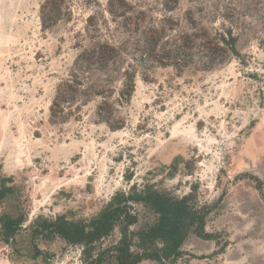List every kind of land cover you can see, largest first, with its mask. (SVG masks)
Here are the masks:
<instances>
[{
	"label": "rangeland",
	"instance_id": "374dc122",
	"mask_svg": "<svg viewBox=\"0 0 264 264\" xmlns=\"http://www.w3.org/2000/svg\"><path fill=\"white\" fill-rule=\"evenodd\" d=\"M67 1L72 16L44 29V0H0V186L11 187L0 216L24 218L9 240L0 221V264H85L80 245L34 234L38 222L85 220L116 193L143 187L187 195L209 210L211 236L191 234L175 264H264V0L170 1L178 22L164 40H176L192 61L138 70L130 101L118 102L122 81L113 83L116 129L94 119L100 96L51 118L88 16L109 20L102 39L127 37L108 0ZM127 1L152 3L150 13L161 18L163 0ZM230 25L238 54L215 38ZM135 209L132 228L154 223L152 210Z\"/></svg>",
	"mask_w": 264,
	"mask_h": 264
},
{
	"label": "trees",
	"instance_id": "16d2710c",
	"mask_svg": "<svg viewBox=\"0 0 264 264\" xmlns=\"http://www.w3.org/2000/svg\"><path fill=\"white\" fill-rule=\"evenodd\" d=\"M170 1H162L161 18L157 19L150 13L156 8L152 3L108 0L105 9L118 29L127 34L118 44L102 39V25L106 31H112L109 20L102 18L100 21L98 15H89L86 33L78 43L80 51L69 77L58 84L51 118H66L100 96L95 104L94 119L116 129V109L114 103L109 102L113 83L122 81L118 102L130 101L138 70L144 73L153 63L173 65L178 69L190 64L193 57L188 49H183L171 37L164 40L167 29L178 22L171 13L175 5H170ZM70 9V1L44 0L41 6L42 27L50 28L67 20L72 16ZM215 38L217 45L220 42L224 44L219 48L238 54V36L231 25L218 31ZM85 39L88 41L86 44L82 43ZM128 58L132 61L129 62ZM10 191V186L1 185L0 200ZM135 203L155 213L154 223L132 228L140 219ZM208 214V209L199 207L187 195L178 197L163 190L143 187L116 193L99 213L85 220L73 221L63 216L44 218L38 222L34 234L59 235L71 244L80 245L85 264H139L147 259L160 264H175L191 234L204 238L211 236L205 229ZM0 221L3 234L9 240L20 229L24 218L4 214Z\"/></svg>",
	"mask_w": 264,
	"mask_h": 264
}]
</instances>
